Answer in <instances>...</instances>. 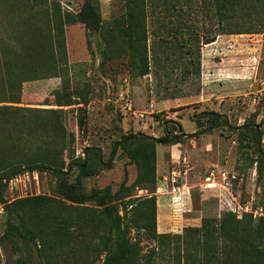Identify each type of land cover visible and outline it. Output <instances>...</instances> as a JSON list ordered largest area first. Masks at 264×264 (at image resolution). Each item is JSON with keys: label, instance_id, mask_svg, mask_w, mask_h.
Returning a JSON list of instances; mask_svg holds the SVG:
<instances>
[{"label": "rangeland", "instance_id": "obj_1", "mask_svg": "<svg viewBox=\"0 0 264 264\" xmlns=\"http://www.w3.org/2000/svg\"><path fill=\"white\" fill-rule=\"evenodd\" d=\"M82 2L60 0L63 12L71 13L77 12ZM100 3L99 32H92L84 24H74L65 26L62 34L54 36L53 21L37 16L44 33L50 31L48 36L42 34L47 36L53 55L47 57L42 71L30 72L31 80L20 83L12 60V43L3 44L8 85L0 83V97L4 91L14 97L19 94L20 103H1L0 107L59 109L62 125L60 147L26 149L8 155L15 163L59 159L64 171L69 165L71 173L66 180L74 183L79 167L70 163L84 161L85 148L96 147L102 153L103 162L113 161L114 167L98 176L83 178L82 190L89 192L110 185L116 191L125 179V170L127 186L133 184L137 175L136 166L120 148L112 155L114 145L124 136L143 133L160 138L164 135L165 120L178 122L186 133L192 134L197 131L194 121L206 124L205 113L214 111L226 115L229 126L185 138L179 144L157 145V181L168 176L178 160H185L189 166L192 195L186 205L187 212L179 215L167 203L156 204L158 233L173 237L156 264H183L180 258L186 255V245L178 237H184L188 228L200 227L203 219H221L229 213L238 220L250 216L254 221L264 218V159L254 142L242 141L233 131L247 119L260 124L264 151V35L217 36L221 25L215 8L208 10L207 1L198 10L200 3L194 1L185 16L188 32L184 28L177 30L178 33L175 31L181 24L173 16L170 5V13L161 14L162 21L149 25L147 40H141L133 48L124 24L125 0H100ZM4 11L0 6V19ZM237 16L232 20L233 25L251 21L246 14ZM12 21L17 23L14 18ZM181 31L185 32L181 34ZM214 36L216 40L220 36L236 40V56L240 58L232 62L237 69L236 76L224 78L214 74L222 48L228 53L231 47L229 42L215 48L203 44V39ZM197 59L201 60L199 67ZM171 96L176 99L162 102ZM57 97L63 102L72 99L75 104L58 107ZM9 113H0V126L6 128L10 122L16 129L24 130L32 119L27 111H17L11 116ZM84 113H87L88 125L79 131L77 118ZM156 115H160V121ZM70 133L75 134L74 142ZM16 144L7 129L0 134V151ZM63 181L64 177L53 174L40 175L38 179L33 175L23 176L9 185L4 198L13 201L40 194L58 197L57 186ZM130 194L134 199L144 200L153 192L136 187ZM147 207L152 209V205L140 202L136 209L138 212ZM137 212L131 214L132 219ZM2 213L0 200V258L2 264H14L17 256L1 240L5 227ZM155 246L156 243L144 240L143 253L150 254V248Z\"/></svg>", "mask_w": 264, "mask_h": 264}, {"label": "trees", "instance_id": "obj_2", "mask_svg": "<svg viewBox=\"0 0 264 264\" xmlns=\"http://www.w3.org/2000/svg\"><path fill=\"white\" fill-rule=\"evenodd\" d=\"M82 1L80 9L71 13L63 12L60 0H0V6L5 10L0 19V83L3 86L8 85L3 49L5 42L12 43V60L21 78L20 83L33 79L29 77L30 72L42 71L47 57L53 55L47 39L50 31L44 33L38 25L37 16H46L53 21L51 31L54 36L62 34L65 26L74 24H84L92 32L101 30L100 0ZM194 1L200 3L198 10L204 8L207 1L208 10L215 8L221 25L217 36L264 35V0H125L124 24L131 47L136 48L141 40H147L149 25L162 21L160 16L170 13V5L174 10L173 16L181 24L175 31L178 33L177 30L184 28L188 32L185 16H188V9ZM238 14H246L251 20L249 24L233 25L232 20L239 17ZM13 18L17 23L13 24ZM215 41L216 36L207 37L203 39V44ZM196 65H201L200 59H197ZM18 96L4 91L0 104L20 103ZM169 99L176 97L163 100ZM74 104L72 99L63 102L56 98L58 107ZM17 111L31 114L32 119L23 127L24 130L16 129L10 122L6 128L0 126V134L7 129L17 142L9 150L0 151V200L5 218L1 240L9 244L13 255L17 256L14 264H156L173 238L157 231V200L154 195L157 188V145L179 144L185 138L209 133L222 125L229 126L226 115L212 111L205 113L208 116L205 125L200 120L194 121L197 131L192 134L186 133L173 120L163 122L164 135L160 138L130 133L114 145L112 155L120 148L129 162L136 166L137 175L133 184L126 185L128 172L125 170V179L118 190L114 191L108 185L85 192L82 190V179L113 169V161L103 162L102 153L96 147L85 148L84 161L70 163V166L79 167L74 183L66 180L71 173L69 165L64 171L59 159H29L15 163L8 154L62 145L59 109L0 107V113L10 112L9 116ZM159 116H155L158 121ZM77 124L79 131L86 129L87 113L77 118ZM233 131L242 141L254 142L264 159L260 124L247 119ZM69 135L74 142L75 134ZM34 172L64 177V181L57 186L58 197L40 194L13 201L4 198L11 180ZM136 187L150 190L153 194L144 200L134 199L130 193ZM140 202L152 205V209L147 207L137 212ZM133 212H137L135 219L131 217ZM134 232L137 234L133 235ZM178 238L184 239L186 245V255L180 258L183 264H264V218L254 221L250 216L249 219L238 220L229 213L221 219H203L200 227L188 228L184 237ZM144 240L156 243L147 255L143 253Z\"/></svg>", "mask_w": 264, "mask_h": 264}, {"label": "built area", "instance_id": "obj_3", "mask_svg": "<svg viewBox=\"0 0 264 264\" xmlns=\"http://www.w3.org/2000/svg\"><path fill=\"white\" fill-rule=\"evenodd\" d=\"M188 172V163L185 160H178L177 166L172 169L168 176H162L158 179L156 192L154 193L158 204L167 203L179 215L187 212L186 205L192 195V188L188 183ZM27 175H33L35 179H38L40 176L37 172L32 174L27 173L11 180L9 185L14 181H18L20 177Z\"/></svg>", "mask_w": 264, "mask_h": 264}, {"label": "crops", "instance_id": "obj_4", "mask_svg": "<svg viewBox=\"0 0 264 264\" xmlns=\"http://www.w3.org/2000/svg\"><path fill=\"white\" fill-rule=\"evenodd\" d=\"M233 40V42L231 41ZM235 39H232V37L230 36H220L215 42H213L210 47L211 48H215V47H219L220 45H222V43H226L229 42L231 43L228 49H230L229 51H227L228 53H226V50L224 48H222V51L219 53L221 54V60L215 64L216 67L213 69L214 70V74L215 75H223L224 78H226V76H236L237 75V69L235 68V66L232 64V62L235 60H239V56H236V52L238 50L237 45L235 43ZM227 54V55H226ZM228 80V79H226ZM174 99H169V100H162L163 101H168L169 103L172 102ZM172 104V103H171ZM224 115V114H223Z\"/></svg>", "mask_w": 264, "mask_h": 264}, {"label": "water", "instance_id": "obj_5", "mask_svg": "<svg viewBox=\"0 0 264 264\" xmlns=\"http://www.w3.org/2000/svg\"><path fill=\"white\" fill-rule=\"evenodd\" d=\"M139 135H143L142 133H140ZM86 165V164H85Z\"/></svg>", "mask_w": 264, "mask_h": 264}]
</instances>
